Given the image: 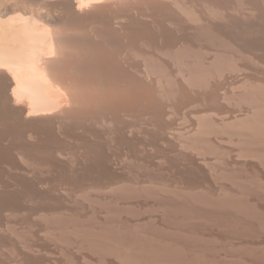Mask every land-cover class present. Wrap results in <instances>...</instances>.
I'll use <instances>...</instances> for the list:
<instances>
[{
	"label": "rangeland",
	"instance_id": "obj_1",
	"mask_svg": "<svg viewBox=\"0 0 264 264\" xmlns=\"http://www.w3.org/2000/svg\"><path fill=\"white\" fill-rule=\"evenodd\" d=\"M0 1L20 13L49 2ZM188 1L202 28L151 4L137 19L146 43L128 54L185 39L193 82L116 114L100 103L56 142L0 113V264H264V0ZM87 126V142L68 134ZM58 151L74 159L47 158Z\"/></svg>",
	"mask_w": 264,
	"mask_h": 264
},
{
	"label": "bare ground",
	"instance_id": "obj_2",
	"mask_svg": "<svg viewBox=\"0 0 264 264\" xmlns=\"http://www.w3.org/2000/svg\"><path fill=\"white\" fill-rule=\"evenodd\" d=\"M158 1L49 0V4L25 9V13L7 12L0 1L1 115L11 111L25 126L41 122L45 128L30 129L29 138L44 134L56 142L66 134L68 123L86 118L89 108L100 103L113 107L116 114L121 108L130 109L137 99L150 96L156 88L193 82L192 59L184 55L185 39L173 38L153 51L133 49V58L128 54L131 45L146 43L142 42L137 19L143 7L151 4L183 17L182 23L190 29L202 28L203 16L188 0ZM58 9L60 14L56 15ZM103 22L109 29L100 28ZM109 32L118 42L115 52L109 47ZM163 50L171 53L169 62L158 58ZM257 123L247 127L257 130ZM79 129L80 134L74 129L68 133L75 141L87 142L84 135L96 136L89 126ZM200 132H206L204 121ZM32 146L26 143V147ZM58 152L47 158L74 159ZM30 155L18 152L16 159L25 163L33 159Z\"/></svg>",
	"mask_w": 264,
	"mask_h": 264
}]
</instances>
